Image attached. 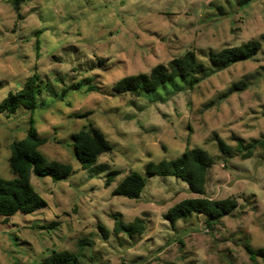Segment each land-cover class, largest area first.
Segmentation results:
<instances>
[{
	"label": "clouds",
	"instance_id": "obj_1",
	"mask_svg": "<svg viewBox=\"0 0 264 264\" xmlns=\"http://www.w3.org/2000/svg\"><path fill=\"white\" fill-rule=\"evenodd\" d=\"M0 264H264V0H0Z\"/></svg>",
	"mask_w": 264,
	"mask_h": 264
}]
</instances>
